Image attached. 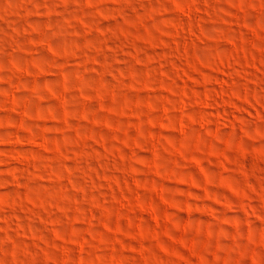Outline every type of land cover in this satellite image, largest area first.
Segmentation results:
<instances>
[{
    "label": "rangeland",
    "instance_id": "374dc122",
    "mask_svg": "<svg viewBox=\"0 0 264 264\" xmlns=\"http://www.w3.org/2000/svg\"><path fill=\"white\" fill-rule=\"evenodd\" d=\"M0 264H264V0H0Z\"/></svg>",
    "mask_w": 264,
    "mask_h": 264
}]
</instances>
